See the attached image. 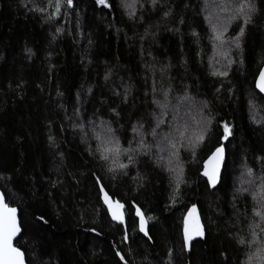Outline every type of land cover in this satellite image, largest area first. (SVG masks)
<instances>
[{"label":"trees","instance_id":"1","mask_svg":"<svg viewBox=\"0 0 264 264\" xmlns=\"http://www.w3.org/2000/svg\"><path fill=\"white\" fill-rule=\"evenodd\" d=\"M129 1L130 12L126 0H60L59 9L56 0H0V187L18 208L16 244L28 264H250L257 256L240 240L264 213V112L254 105L264 106L254 85L264 0H248L247 23L230 19L240 0H210L217 12L206 0ZM213 25L227 29L216 59ZM190 100L199 124L173 126L167 106ZM94 120L129 164L100 160ZM161 132L172 136L156 148ZM220 145L227 160L213 188L202 164ZM101 187L123 205V222ZM193 205L202 235L188 250Z\"/></svg>","mask_w":264,"mask_h":264},{"label":"snow or ice","instance_id":"2","mask_svg":"<svg viewBox=\"0 0 264 264\" xmlns=\"http://www.w3.org/2000/svg\"><path fill=\"white\" fill-rule=\"evenodd\" d=\"M96 2L100 5H106V0H96ZM68 5L73 3V0H66ZM131 7V5H127ZM60 0H56V8L59 9ZM254 10L253 6L248 2V0H240L239 4L236 6V15L232 16L230 19H236L238 16H242L244 22L247 23L251 18V12ZM227 29H217L215 25H213V31L215 33L214 39L221 41L223 43L224 32ZM244 28L241 26L240 32L237 36L243 34ZM233 42L238 45V40L234 37L232 38ZM224 73H221L223 75ZM257 88L260 89L261 92H264V69L260 71L259 77L256 82ZM225 137L230 134L228 125L224 126ZM111 132V129H109ZM198 140H202L203 136L197 137ZM173 147H175L173 145ZM223 147H216L215 150L211 153L208 159L205 161L204 165V175L208 178V181L212 184L216 183L217 172L219 169V163L222 158ZM251 173V169L248 170ZM264 187V185H262ZM101 192H104L101 187ZM104 202L108 205L109 210L112 213V216L116 220H122L123 214L119 211V209L123 208V205L120 204L119 201H116L115 204L109 199L108 193L104 192ZM195 205L190 209V214L195 212ZM16 208L10 207L7 203H5L4 197L0 194V264H25L24 252L21 251L20 247L14 246L13 238L17 236V233L21 231L19 224L17 223L16 217ZM261 221H264V213H257ZM137 215L141 216V224L140 230L145 231L144 228V218L141 215L139 209H137ZM42 219V218H41ZM195 235H202L199 224L197 222L196 227L194 228ZM261 231H264V227L261 228ZM147 235V233H145ZM253 237L256 236V233H252ZM191 238L187 227L185 228V243ZM240 243H245L243 239L240 240ZM123 259V257H121Z\"/></svg>","mask_w":264,"mask_h":264},{"label":"rangeland","instance_id":"3","mask_svg":"<svg viewBox=\"0 0 264 264\" xmlns=\"http://www.w3.org/2000/svg\"><path fill=\"white\" fill-rule=\"evenodd\" d=\"M207 1H209L208 7H207L208 9H210L211 11H215V12H217L219 10V8H218L219 6L212 5L210 3V0H206V2ZM123 3L125 4L124 7L127 8V10H129V12L131 10H133L134 7L130 4V1L129 0H126V3L125 2H123ZM127 5H131V7H128ZM224 8L227 11V7H224ZM214 37H215V35H214ZM218 42H219V40H216V39L213 38V46L212 47L216 50L215 57H214L215 59L217 58L218 48L220 49V46H221L220 45V42L219 43ZM222 61L223 60H221L220 63H221V65L224 66V64H223ZM216 65H217L216 63H213V66L214 67ZM162 94H164V93H162ZM166 95L167 94L165 93V95H163V96H165V98H166ZM253 98L254 99H257L255 97H253ZM171 99H175L176 100L177 99L176 95L175 96L173 95V97L171 96ZM167 100H168V98H167ZM175 100H174V102L176 104V101ZM161 104H162V102L157 103V106L159 108V111L162 110V105ZM175 104H174V107L167 106V109L170 110V111H168V113L165 114V115H168L169 116V119H171L173 121V126H175V122H176L177 119H179L180 122L182 121V124H183L185 117H186L185 121L187 120L189 124L192 123V122L193 123L195 122L197 125L199 124V122H200V116H201L200 114L201 113H199L200 111H198V109L194 107V104H193L192 101H191L190 104H187V105L181 104L179 102L178 103V107H176ZM251 105H253V104H251ZM254 105H256L257 108L260 111L262 110V112H264V110H263L264 109V106L262 107V105H258L257 103H255ZM162 115H163V113H162ZM190 119H193V120H190ZM94 121H95V124H97V125H95L93 123L90 124V131H92V133L94 134V137H96V140H97V142H96V144H97L96 151L98 153L97 156L100 157V160L101 161H106V162H111L112 161L114 163V166L115 167H119V166H123V165L129 164L131 162L129 160V157L126 158V159H121L120 156H118V154H116V152L122 153V150H120V151L119 150H116V152L114 153V150L115 149H113L112 145L109 144V142L112 139V137H111V134L112 133L109 132V129H110L109 126H107V127L106 126H102L101 125V122L99 124L96 120H94ZM160 123L161 122H159V117H158V125H160ZM168 126L169 127H172L170 125V123H169V125H166L165 127L167 128ZM187 126L188 127H191L190 125H187ZM173 130H175V128H173ZM185 133L186 132L184 130L183 135ZM173 134H175V132ZM159 136L160 137L158 139L154 138V140H153V143L156 144V148L159 147V145H158L159 141L160 142L163 141L164 138L167 141V139H170V137L172 135H170V136H168V135L164 136V132H161ZM194 139L195 138H192L191 141L188 142L189 144L191 143V147L192 148H195L197 146V143L200 142V140H198V139L194 140ZM171 142H172V144H174V141L171 140ZM163 143H165V141H163ZM168 143H169V141H168ZM189 150H190V147L187 149V151H189ZM177 154H178L179 158L181 159L182 158V154H180V153H177ZM177 169H179V170L176 171V172H174V178L177 177L176 180L180 181L179 179L181 178V175H180V170L181 169H180L179 166L177 167ZM236 186L240 188V187H242V184H240V186L237 184ZM258 217H260V216H258ZM252 222L255 223V225H254L255 228H258L255 231L256 236L255 237L251 236L252 239H249V238H251L250 235H247V236L242 237L243 240H246L247 241V239H248L249 242H250L249 245L252 246V250H250V251H252V253H247L246 256L248 258H249V256H251V257L252 256H257V259L256 260H249L250 261V264L251 263L252 264H264V231H261V228L264 227V225H262L263 222L261 220H259L258 218H256L255 216L252 218ZM195 224H197V222H195ZM244 245H245V243H244Z\"/></svg>","mask_w":264,"mask_h":264},{"label":"water","instance_id":"4","mask_svg":"<svg viewBox=\"0 0 264 264\" xmlns=\"http://www.w3.org/2000/svg\"><path fill=\"white\" fill-rule=\"evenodd\" d=\"M262 69H264V64L262 65V67H261V69H260V71L262 70ZM260 71H258L259 73H258V75H257V77H256V81H255V87H256V89L264 96V92H261L260 91V89L259 88H257V86H256V82H257V79H258V77H259V74H260ZM223 147V154H222V158H221V160H220V163H219V169H218V172H217V179H216V183L215 184H212V183H210L209 181H208V178L203 174L204 173V165H205V161L208 159V157L211 155V153L215 150H212L211 151V153L207 156V158L204 160V162H203V164H202V166H203V168H202V171H201V174H202V176L205 178V179H207V181H208V183L210 184V186L211 187H216V186H218L219 184H220V182H221V177H222V175H223V171H224V167H225V165L224 164H226V160H227V152L225 151L226 150V148H225V146L224 145H220V146H218V147ZM104 190V189H103ZM104 192H106L105 190H104ZM104 192L101 194V196L103 197V200H104ZM0 194H2L3 195V197H4V200H5V195H4V192H3V190L1 189V187H0ZM109 199L113 202V204H115V201H113L112 199H111V197L109 196ZM5 203H7V200H5ZM8 204V203H7ZM9 205V204H8ZM10 206V205H9ZM10 207H14V206H10ZM14 208H16V210H17V212H16V217H17V223L19 224V226H20V229H21V231H22V228H21V223H20V217H19V212H18V208L17 207H14ZM109 209V208H108ZM119 211L120 212H122V214H123V219L122 220H118V221H124L125 219H126V214H125V211H124V209L122 208V209H119ZM111 212V211H110ZM112 214V213H111ZM192 216H194V218H196V219H198V220H200V216H199V213H197V212H194L193 214H190V212H189V215L185 218L186 219V221H185V228L187 227V229H188V232H189V234H190V236H191V238L187 241V243L185 244L186 245V247H187V249L188 250H190V243H192V241L196 238V236L197 235H195L194 234V227H193V223L191 222V220L189 219V217H192ZM201 227H202V223L201 222H199V228L201 229ZM185 228H184V235H185ZM21 231L19 232V233H17V236L16 237H14L13 238V243H14V246H16V247H18L17 246V244H16V240L18 239V237L20 236V234H21ZM21 251H22V249H21ZM24 252V251H23ZM24 258H25V264H28V262H27V259H26V256H25V253H24Z\"/></svg>","mask_w":264,"mask_h":264},{"label":"flooded vegetation","instance_id":"5","mask_svg":"<svg viewBox=\"0 0 264 264\" xmlns=\"http://www.w3.org/2000/svg\"><path fill=\"white\" fill-rule=\"evenodd\" d=\"M197 220V219H196Z\"/></svg>","mask_w":264,"mask_h":264}]
</instances>
